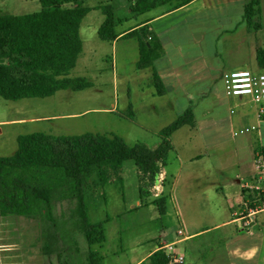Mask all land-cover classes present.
Listing matches in <instances>:
<instances>
[{
	"label": "rangeland",
	"instance_id": "rangeland-1",
	"mask_svg": "<svg viewBox=\"0 0 264 264\" xmlns=\"http://www.w3.org/2000/svg\"><path fill=\"white\" fill-rule=\"evenodd\" d=\"M94 2L89 0L85 4L90 6ZM130 3L128 0H110L115 21L120 18L121 24L116 29L133 22L128 18ZM38 9L37 0H0L1 13L19 15ZM100 13L89 11L80 21L81 51L66 74L69 78H82L90 86L78 90L60 89L43 97L16 100L0 97V156L14 152L17 135L31 132L114 134L129 146L138 143L148 149L154 148V142L158 141L156 127L169 121L173 115L161 116L160 112L154 111L153 87L146 74L148 69L139 70L134 65L136 50L133 39L126 37L112 46L97 37L93 28L103 20ZM250 105L243 103L237 106L234 118L244 110H252L253 105ZM248 114L252 115V112ZM163 163V168L170 166L173 169L168 174L166 190L177 205V199H180V206L175 211L168 197L164 203V214L158 213L152 203L157 183L149 185L146 176L136 169L132 160H124L117 174H111L103 185L82 189L84 219L89 224H101L103 241L86 245L78 227L79 209L77 207L75 211V198L66 197V192L58 189L51 199L49 218L0 214L1 262L134 264L167 241L170 233L178 227L179 215L191 225L207 223L210 218L206 216L200 220L193 217L184 197L204 190L205 195L199 204L209 206L216 203L218 197L212 190L210 177L206 174L197 179L186 176L190 165L187 162L177 164L171 150ZM174 171H177L176 175ZM163 184L166 186L165 181ZM173 247L178 251L183 246L178 243ZM202 250L201 255L205 251L203 256L207 257L208 251ZM146 260L143 258L137 264H145ZM259 264H264V257Z\"/></svg>",
	"mask_w": 264,
	"mask_h": 264
},
{
	"label": "crops",
	"instance_id": "crops-1",
	"mask_svg": "<svg viewBox=\"0 0 264 264\" xmlns=\"http://www.w3.org/2000/svg\"><path fill=\"white\" fill-rule=\"evenodd\" d=\"M128 1L132 7L134 0ZM160 1L154 0V6L141 13H133L130 7L128 18L133 22L116 29L121 24L117 22L114 26L116 37L109 42L113 46L126 38V32L134 30L135 34L128 38L134 41L135 65L137 38H156V55L150 66L141 69H148L154 111L173 117L156 127L158 141L154 142V148L160 141V129L189 109L192 122L170 133L167 153L172 151L177 164L187 162L190 165L186 176L193 179L209 176L212 190L218 197L216 203L207 206L198 202L205 195L204 190L185 195L188 211H192L194 218L200 220L206 216L210 219L204 224L191 225L178 214V227L170 233L167 242L182 244L178 250L183 254V264H259L264 257V209L254 213L248 225H243L244 220L237 218L236 213L243 210L244 204H248L246 198L251 197L243 186L255 181L257 157H261L264 164L260 152L264 148V103L256 106L243 96H227L221 74L233 69L264 72V0ZM94 4L87 12H100ZM100 23L94 26L95 33ZM153 73L160 84L162 92L159 94L155 82L153 84ZM243 103L253 105H250L252 110L242 111L235 119V108ZM249 126L254 128L233 134ZM163 166L164 163L159 166L157 184L154 183L157 191L154 200L158 196L162 198L163 201L155 206L158 213L164 214L168 197L174 211L180 206V199L177 205L174 197L167 193V178L173 169ZM177 230H181L180 235L176 234ZM154 249L134 264L146 259ZM202 249L208 251L207 257L203 256L205 251L201 255Z\"/></svg>",
	"mask_w": 264,
	"mask_h": 264
},
{
	"label": "trees",
	"instance_id": "trees-1",
	"mask_svg": "<svg viewBox=\"0 0 264 264\" xmlns=\"http://www.w3.org/2000/svg\"><path fill=\"white\" fill-rule=\"evenodd\" d=\"M86 1L89 0H37L39 9L36 11L19 15L0 13L1 98L43 97L60 89L78 90L89 85L82 78L66 76L81 49L78 25L90 9ZM94 1V7L103 15L96 35L109 42L116 37L114 26L120 18L115 21L110 0ZM153 6L154 0H134L131 11L141 13ZM133 34L135 31L131 30L124 36ZM137 42L135 67L141 69L151 65L158 43L154 36L148 40L137 38ZM156 79L153 73V84L155 82V90L159 94L162 91ZM191 122V112L186 109L160 129V141L154 149L138 143L129 146L114 134L32 132L17 135L15 151L8 156H0V214L46 217L51 199L59 189L66 192V197L75 198V211L77 207L79 209L78 227L86 245L100 243L103 241V228L99 223L85 221L81 208L82 189L103 185L128 159L146 176L149 185L154 184L159 166L170 147V133ZM260 152L264 156V148ZM162 201L158 196L152 203L157 206ZM165 262L163 251L157 249L147 256L145 264Z\"/></svg>",
	"mask_w": 264,
	"mask_h": 264
},
{
	"label": "built area",
	"instance_id": "built-area-1",
	"mask_svg": "<svg viewBox=\"0 0 264 264\" xmlns=\"http://www.w3.org/2000/svg\"><path fill=\"white\" fill-rule=\"evenodd\" d=\"M221 83L224 93L227 96H243L253 104L264 103V72H252L247 69H233L221 74ZM254 127H243L233 132V134L245 133ZM255 181L244 184V188L251 194L246 198L243 210L236 213V217L244 220L243 225H248L252 221V215L264 209V164L261 157H257L254 163ZM177 235L181 230L176 231ZM175 242H162L155 247L163 251L165 264H183V254L178 250L174 251Z\"/></svg>",
	"mask_w": 264,
	"mask_h": 264
}]
</instances>
